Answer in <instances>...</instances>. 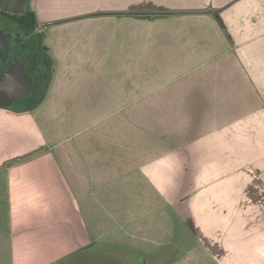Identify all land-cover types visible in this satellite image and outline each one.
Wrapping results in <instances>:
<instances>
[{"label": "crops", "instance_id": "obj_1", "mask_svg": "<svg viewBox=\"0 0 264 264\" xmlns=\"http://www.w3.org/2000/svg\"><path fill=\"white\" fill-rule=\"evenodd\" d=\"M0 12L35 15L52 70L36 107H0L7 191L70 216L77 246L264 264V0H0Z\"/></svg>", "mask_w": 264, "mask_h": 264}, {"label": "rangeland", "instance_id": "obj_2", "mask_svg": "<svg viewBox=\"0 0 264 264\" xmlns=\"http://www.w3.org/2000/svg\"><path fill=\"white\" fill-rule=\"evenodd\" d=\"M12 25V21L1 13L0 27ZM37 30L33 42V46H36L34 58L23 53L21 58L27 73L41 86L43 93L52 70L43 48V30ZM89 32H98L94 35L101 40L107 36V30ZM102 47L111 48L115 53L117 51L116 46ZM38 64L42 65L41 72L37 69ZM24 102L18 106L21 108ZM12 179L13 174H0V264H154L152 258L147 256L150 254L141 257L140 253L129 250L121 253L99 244L97 240L95 244L88 242L77 246L71 232L79 228L70 220V216H59L55 205L34 203L33 200L30 205L23 203L18 195H13L17 190L7 191V184ZM177 254L170 253V257Z\"/></svg>", "mask_w": 264, "mask_h": 264}, {"label": "flooded vegetation", "instance_id": "obj_3", "mask_svg": "<svg viewBox=\"0 0 264 264\" xmlns=\"http://www.w3.org/2000/svg\"><path fill=\"white\" fill-rule=\"evenodd\" d=\"M1 13L2 12H0V14ZM11 21L14 24L11 27H0V76L9 68L10 63H14L16 58H18L23 65L21 58L22 53L30 58H34L35 56L34 48L36 46H33V42L36 37L34 33L37 29L31 28L28 23H19L13 20ZM31 40L32 43H30ZM37 69L41 72L43 69L42 65L38 64ZM31 78L32 85L28 96L19 103L13 105L12 108L16 110H31L36 107L41 100L45 89L43 93H41V86L38 83H35V79L33 77ZM23 101L25 102L20 108L18 105Z\"/></svg>", "mask_w": 264, "mask_h": 264}, {"label": "water", "instance_id": "obj_4", "mask_svg": "<svg viewBox=\"0 0 264 264\" xmlns=\"http://www.w3.org/2000/svg\"><path fill=\"white\" fill-rule=\"evenodd\" d=\"M16 58V55H15ZM32 78L18 58L0 76V107L12 108L25 99L30 91Z\"/></svg>", "mask_w": 264, "mask_h": 264}, {"label": "trees", "instance_id": "obj_5", "mask_svg": "<svg viewBox=\"0 0 264 264\" xmlns=\"http://www.w3.org/2000/svg\"><path fill=\"white\" fill-rule=\"evenodd\" d=\"M2 13H4V15H6L9 19H11L13 21H16L19 23H28L29 26H31V28H33V29L36 28L37 19H36L35 15L31 12H28L24 16L13 15V14L5 13V12H2ZM218 18L221 22L220 17H218Z\"/></svg>", "mask_w": 264, "mask_h": 264}]
</instances>
